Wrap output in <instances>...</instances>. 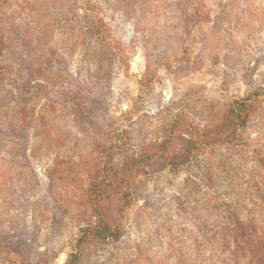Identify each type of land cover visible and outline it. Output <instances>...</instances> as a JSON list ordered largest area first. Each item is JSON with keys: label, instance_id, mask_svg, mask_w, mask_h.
Segmentation results:
<instances>
[{"label": "rangeland", "instance_id": "374dc122", "mask_svg": "<svg viewBox=\"0 0 264 264\" xmlns=\"http://www.w3.org/2000/svg\"><path fill=\"white\" fill-rule=\"evenodd\" d=\"M0 264H264V0H0Z\"/></svg>", "mask_w": 264, "mask_h": 264}, {"label": "trees", "instance_id": "16d2710c", "mask_svg": "<svg viewBox=\"0 0 264 264\" xmlns=\"http://www.w3.org/2000/svg\"><path fill=\"white\" fill-rule=\"evenodd\" d=\"M105 227V229L107 230V231H110V229L108 228V227H106V226H104ZM74 255H71V257H73Z\"/></svg>", "mask_w": 264, "mask_h": 264}]
</instances>
